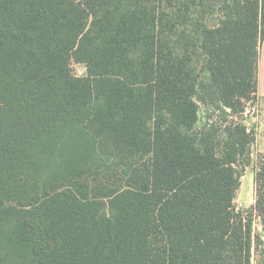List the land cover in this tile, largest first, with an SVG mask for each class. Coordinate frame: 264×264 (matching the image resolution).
Listing matches in <instances>:
<instances>
[{"label": "trees", "instance_id": "1", "mask_svg": "<svg viewBox=\"0 0 264 264\" xmlns=\"http://www.w3.org/2000/svg\"><path fill=\"white\" fill-rule=\"evenodd\" d=\"M263 42L264 0H0V264L264 256Z\"/></svg>", "mask_w": 264, "mask_h": 264}, {"label": "rangeland", "instance_id": "2", "mask_svg": "<svg viewBox=\"0 0 264 264\" xmlns=\"http://www.w3.org/2000/svg\"><path fill=\"white\" fill-rule=\"evenodd\" d=\"M72 74L75 77L81 78L85 75V69L82 65L78 64H72L71 66ZM255 112L252 114V110H250L247 113L246 122L249 124V126H253L255 128V125L252 123L251 118H255ZM200 122H203V112L200 111L199 114ZM257 120L256 122H258ZM259 137L261 136V126L258 127ZM264 160V156L261 155L255 146V143L253 144L250 152V160L247 165L244 166L242 177L240 178V182H242V187L238 193H236V198L234 201L235 208L239 211H247L250 209L251 205L253 204V176L255 170L258 168V166L262 163ZM253 229L255 233L260 234L261 227L258 224V222H254ZM263 246L261 247V249ZM258 255V254H257ZM256 257V256H255ZM264 262V256L258 255L255 259H253L252 264H261Z\"/></svg>", "mask_w": 264, "mask_h": 264}, {"label": "crops", "instance_id": "3", "mask_svg": "<svg viewBox=\"0 0 264 264\" xmlns=\"http://www.w3.org/2000/svg\"><path fill=\"white\" fill-rule=\"evenodd\" d=\"M253 112L256 113L255 118H251L253 125H255V133H256L255 146L257 148V151L261 155L264 156V42L261 43V45L259 46V49H258L257 101H256L254 107L252 108V114H253ZM257 120H259V121L256 122ZM259 125L261 126V131H262L260 137H259V132H258ZM241 187H242V182H240V187H239L238 191H240ZM238 191H237V193H238ZM253 202H254V199H253ZM263 248H264V246H263ZM255 256L256 257L258 256L257 253L253 256L251 263H253V259L256 258Z\"/></svg>", "mask_w": 264, "mask_h": 264}, {"label": "built area", "instance_id": "4", "mask_svg": "<svg viewBox=\"0 0 264 264\" xmlns=\"http://www.w3.org/2000/svg\"><path fill=\"white\" fill-rule=\"evenodd\" d=\"M252 110V109H251Z\"/></svg>", "mask_w": 264, "mask_h": 264}]
</instances>
